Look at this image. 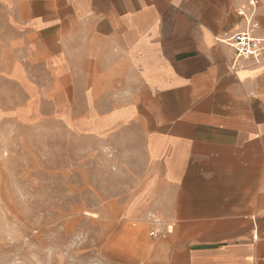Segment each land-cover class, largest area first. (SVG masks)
<instances>
[{"label":"crops","instance_id":"obj_1","mask_svg":"<svg viewBox=\"0 0 264 264\" xmlns=\"http://www.w3.org/2000/svg\"><path fill=\"white\" fill-rule=\"evenodd\" d=\"M239 10L264 39V0L13 4L14 24L43 43L29 53L61 89L55 103L74 90L82 132L138 169L121 216L153 214L159 235L131 264H264V61L233 70L218 42L249 29Z\"/></svg>","mask_w":264,"mask_h":264},{"label":"rangeland","instance_id":"obj_2","mask_svg":"<svg viewBox=\"0 0 264 264\" xmlns=\"http://www.w3.org/2000/svg\"><path fill=\"white\" fill-rule=\"evenodd\" d=\"M17 1L0 0V264L146 261L158 218L121 216L138 169L82 132L74 90L70 105L55 103L61 89L29 53L43 43L13 22Z\"/></svg>","mask_w":264,"mask_h":264},{"label":"built area","instance_id":"obj_3","mask_svg":"<svg viewBox=\"0 0 264 264\" xmlns=\"http://www.w3.org/2000/svg\"><path fill=\"white\" fill-rule=\"evenodd\" d=\"M250 6L254 7V2L250 3ZM239 15L244 17L250 26L248 30L218 39V42L233 47L235 54L232 61V69L240 67L243 62L253 61L261 63L264 61V39L256 38L252 35L253 29L257 27L256 24L250 23L249 14H246L244 10L238 11ZM152 237L159 235L154 229L151 234Z\"/></svg>","mask_w":264,"mask_h":264}]
</instances>
